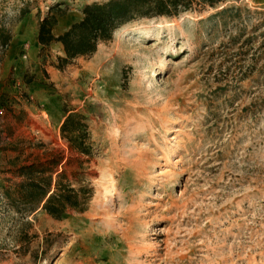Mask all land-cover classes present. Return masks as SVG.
Masks as SVG:
<instances>
[{
  "label": "rangeland",
  "instance_id": "374dc122",
  "mask_svg": "<svg viewBox=\"0 0 264 264\" xmlns=\"http://www.w3.org/2000/svg\"><path fill=\"white\" fill-rule=\"evenodd\" d=\"M106 1L0 0V30L28 7L33 27L51 6L63 28ZM231 7L251 13L209 20ZM261 13L264 0H226L139 19L64 69L30 30L9 64L0 48V264H264ZM69 112L89 155L61 135ZM52 160L54 179L93 190L86 211L12 209V172Z\"/></svg>",
  "mask_w": 264,
  "mask_h": 264
},
{
  "label": "trees",
  "instance_id": "16d2710c",
  "mask_svg": "<svg viewBox=\"0 0 264 264\" xmlns=\"http://www.w3.org/2000/svg\"><path fill=\"white\" fill-rule=\"evenodd\" d=\"M226 0H108L103 3L86 5L82 9V19L74 22L68 30L56 37L53 29L57 24L56 17L50 15L53 7H49L48 16L39 24L38 43L45 51L53 43H60L64 55L58 58L56 67L64 69L79 58L93 56L98 47L112 41L115 32L124 25L139 20L159 17H178L182 13L199 12L215 9ZM243 12L251 13L248 9L236 7L226 8L212 15L209 20L219 16L229 15L234 21ZM259 15H264L261 13ZM264 21L255 26L259 29ZM242 34L233 40L240 39ZM264 36V33H263ZM11 35L5 29L0 30V48L5 50L9 45ZM232 40V42H233ZM251 39L247 40L249 42ZM264 48V42L261 45ZM84 119L69 112L61 125V135L67 140L72 149L81 154H90L86 146L88 136ZM62 160H52L46 163L24 165L13 171L19 182L11 183L4 192L5 199L14 210L25 208L29 214L39 209L44 210L55 219H61L68 210L85 212L93 195V190L87 186L74 189L72 185L64 183L65 173L57 174L53 178L56 168Z\"/></svg>",
  "mask_w": 264,
  "mask_h": 264
},
{
  "label": "crops",
  "instance_id": "0c3cea01",
  "mask_svg": "<svg viewBox=\"0 0 264 264\" xmlns=\"http://www.w3.org/2000/svg\"><path fill=\"white\" fill-rule=\"evenodd\" d=\"M36 10V9H35ZM34 10H32V7H28L27 9H24L22 11V20L16 25V27L13 28L12 31V35H11V40L9 42V45L7 46V50L4 56V63L9 64L10 63V59H12V53L13 50L16 48L17 45H19L20 41L22 39H25L24 37L27 36L29 34V30L32 34H34V44H35V48H37L38 50H42L43 46H41L38 43L37 37H38V32H39V24L40 21L43 20V18L37 19L36 23H38L37 27H33V18L35 17L34 15ZM82 13H81V17L77 20H81L82 19ZM61 19V18H60ZM58 18L57 24L55 25L54 29H53V34L58 37L61 34H63L66 30L69 29V27L74 23H70L66 26H64L63 28L61 27V21ZM29 24H31V28L29 29ZM35 26V25H34ZM34 28V31H33ZM53 46H58V48L60 49V55L63 56V52L61 51V47L62 45L60 43H53L51 46H49L50 48ZM48 47V48H49ZM46 50V49H45ZM63 124V122L61 123V125ZM17 178H15L16 180ZM42 209L37 210L36 212L32 213V214H36L39 211H41Z\"/></svg>",
  "mask_w": 264,
  "mask_h": 264
},
{
  "label": "bare ground",
  "instance_id": "6f19581e",
  "mask_svg": "<svg viewBox=\"0 0 264 264\" xmlns=\"http://www.w3.org/2000/svg\"><path fill=\"white\" fill-rule=\"evenodd\" d=\"M135 38V37H134ZM165 68V67H164ZM161 69H163V68H161ZM153 73V72H152ZM155 75V74H154Z\"/></svg>",
  "mask_w": 264,
  "mask_h": 264
}]
</instances>
